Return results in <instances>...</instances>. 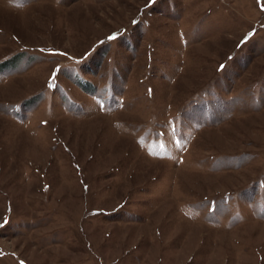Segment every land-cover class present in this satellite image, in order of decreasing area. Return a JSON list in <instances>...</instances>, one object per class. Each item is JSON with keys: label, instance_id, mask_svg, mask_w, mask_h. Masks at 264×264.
<instances>
[{"label": "rangeland", "instance_id": "374dc122", "mask_svg": "<svg viewBox=\"0 0 264 264\" xmlns=\"http://www.w3.org/2000/svg\"><path fill=\"white\" fill-rule=\"evenodd\" d=\"M0 264H264V0H0Z\"/></svg>", "mask_w": 264, "mask_h": 264}]
</instances>
